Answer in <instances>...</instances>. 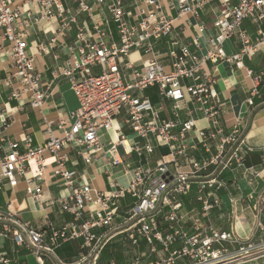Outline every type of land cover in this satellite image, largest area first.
Listing matches in <instances>:
<instances>
[{"label": "built area", "instance_id": "built-area-1", "mask_svg": "<svg viewBox=\"0 0 264 264\" xmlns=\"http://www.w3.org/2000/svg\"><path fill=\"white\" fill-rule=\"evenodd\" d=\"M97 1L99 6L104 2ZM108 1V10L117 26L121 44L108 46L104 42L106 32L94 22L93 8L79 0L80 11L87 13L94 22V35L98 40L91 39L84 29H79L77 50L70 53L66 66L52 72L54 80L65 77L69 81L79 102V108L69 114V122H59V134L52 129V124L47 123L45 143L35 145L30 135L16 141L5 135L9 128L7 123L0 126V190H17L23 184L26 194L36 204L45 210L58 208L72 216V223L57 228L48 215L43 219V228L34 229L10 210L9 203L6 208H0V240H12L17 253L28 250L36 264H98L104 248L123 234H128L135 248L141 247V240L144 242V252L139 253L131 264H142L151 257L154 259L148 264H213L253 251L255 245L252 241L243 242L232 233L220 231L203 221L219 204L207 191H218L222 187L219 177L232 169L234 163L238 167L245 166L241 152L246 144L242 123H237L228 135L220 127L218 115L222 102L216 89L217 79L208 69V63H235L242 68L243 59L251 58L264 46V32L253 43L242 29L246 19H252L256 24L264 21V0H235V4L232 0H220L222 8L213 23L216 34L208 38L205 53L202 54L201 37L207 28L201 25L199 36L193 41L195 51L184 46L168 52L170 71L154 52V42L169 36L176 22L166 13L163 0H140L146 8L137 6L132 24L128 21L130 14L124 8V0ZM212 1L215 0H177L178 19L198 17L199 11ZM30 4L41 9L39 16L27 8ZM54 10L61 18V35L78 23L75 16H64L63 0H0V54L3 52L13 62L6 72L5 84L12 89L11 98L19 100L28 94L31 106L40 111L51 94L42 90L34 58L27 55V30L43 20H50ZM234 35L239 36L242 50L228 56L224 45ZM54 42L40 44L38 53H46ZM132 50H142L148 58L142 71L135 74L134 82L126 84L118 63H122ZM94 68H100L101 73L95 74ZM247 73L252 75L250 70ZM185 81L190 84H184ZM254 81L256 86L252 92L257 95L261 78L255 77ZM151 87H157L162 98L175 104V120L164 119L160 109L155 108L148 98L134 97L131 93ZM249 104L253 105V101L249 100ZM189 105L193 106L189 116L201 112L212 129L200 128L193 118L179 121V111ZM123 112L127 115L125 124L135 137L146 140L144 146L131 143L122 134L116 141L103 143L100 132L112 131ZM175 130H179L178 134L174 133ZM217 137H220L217 153L209 160L198 163L187 155L190 138L210 153ZM151 138L159 146L168 148L172 158H187L189 171H182L175 160L160 161L155 168H136L126 188L114 182L111 190L100 192L89 185L79 184L78 173L67 167L68 148L75 151L87 166L100 159L112 167L124 166V157L136 154L143 158L153 154ZM48 158L53 160L52 163ZM205 172L210 173L207 178L199 180L197 195L203 217L182 214L181 198L191 192L192 182ZM48 179L63 182L70 194L46 201L43 189ZM126 194L135 203L125 217L119 218L118 204ZM189 223L193 232L187 227ZM74 240L82 241V252L77 261L68 263L57 255V250L62 244ZM254 260L256 258L240 264ZM0 264L28 263L0 252ZM110 264L116 263L111 261Z\"/></svg>", "mask_w": 264, "mask_h": 264}, {"label": "crops", "instance_id": "crops-1", "mask_svg": "<svg viewBox=\"0 0 264 264\" xmlns=\"http://www.w3.org/2000/svg\"><path fill=\"white\" fill-rule=\"evenodd\" d=\"M83 1L93 8L92 17L94 22L99 24L101 29L106 32L104 42L108 46L112 44L120 45L121 40L117 26L108 10L109 1L104 0L100 6L97 0ZM232 2L236 3L235 0H232ZM162 4L168 16L176 20L171 34L154 42V52L160 57L161 64L168 71L171 70L170 60L166 57L168 52L175 49L179 50L184 46H189L191 51H195L193 41L199 36L198 29L201 25L207 28L205 34L201 37V43L204 47L202 54L205 53L208 38L216 34L213 23L219 16L222 6L220 0H215L205 5L199 11L198 17L185 16L178 19L177 0H163ZM63 6L66 11L64 16H75L78 21L76 25H72L70 31L60 34L62 22L55 10L54 16L50 20H43L40 24L32 25L27 30V55L34 58L36 72L41 78L42 90L51 94L45 100L41 111L31 106L28 94L23 95L19 100L11 98L12 89L6 86L5 78L6 72L11 69L13 62L3 52L0 54V126L7 123L9 128L5 135L16 141H21L26 135H30L35 145L44 144L47 139L44 134L46 124H52V129L56 134H59V122H69V114L79 108L78 99L72 91L69 81L65 77L54 80L52 72L59 67L66 66L70 53L77 50L80 45L76 37L79 29H84L91 39L98 40V37L94 35V22L87 13L80 11L79 0H63ZM137 6L143 9L146 8V5L140 0H124V8L130 14L128 19L130 24L134 22ZM27 8L34 15L39 16L41 14V9L36 5L30 4ZM242 29L246 31L248 38L254 43L260 33L264 32V21L261 24H256L252 19H246L243 21ZM54 40L53 46L46 53H38L40 44L48 45ZM224 49L228 56L240 53L242 42L239 36L234 35L228 40L224 45ZM147 58L142 50H132L130 55L122 60V63H118L126 84L134 82L135 74L142 71L143 63ZM208 69L217 79L216 89L222 102L218 115L220 127L228 135L237 123H242L246 144L241 152L245 158V166L238 167L234 163L232 169L226 170L220 175L219 180L222 187L218 191H207V194L217 199L219 204L210 211L207 217L203 218V221L220 231L232 233L243 242L252 241L255 245L254 250H258L260 247H264V46L260 47L258 52L251 58H244L242 68L235 63L222 62L217 65L208 63ZM248 70L252 71L251 76L248 75ZM93 72L100 74L101 69L94 68ZM255 77L261 78L257 95H253L252 92L256 86ZM183 83L190 84V81ZM131 93L134 97L148 98L155 108L160 109L164 119L175 120V104L162 98L157 87L148 88L143 92L132 91ZM249 100L253 101V105L249 104ZM192 109L193 106L189 105L188 108L179 111V121L185 122L193 118L200 128L212 129L210 122L205 119L201 112H196L190 117L188 112ZM126 116V112H123L117 119L118 125L115 126L114 138H111V140H108L105 132H100L103 143L116 141L118 135L122 134L131 143L138 142L141 146L146 144V140L136 138L133 131L125 124ZM178 132L179 130H175L174 133L178 134ZM151 143L154 146L153 154L144 155L143 158L137 157L136 154L124 157L125 164L119 167L109 166L104 159L97 160L92 166H87L75 151L68 148L66 150L69 155L67 167L78 173L79 184L89 185L93 190L100 192L111 190V183L114 182L120 187L126 188L129 185L132 172L136 168L140 166L145 169L155 168L160 161L170 162L175 160L182 171H189L187 158L184 156L172 158L168 148L159 146L153 138H151ZM188 143L187 155L192 160L203 163L217 153L220 137L212 142L210 153L206 152L194 138H190ZM174 145H177V143H174ZM48 160L49 163L53 161L51 158H48ZM254 172L259 173L260 176L257 177ZM209 173L205 172L199 178H196L192 182L191 192L181 198L180 212L182 214L203 217L202 206L197 201L198 182L207 178ZM43 193L47 201L58 196L67 197L70 194V189L57 179H48ZM9 203H11L10 210L18 214L23 222L29 223L34 229H42L43 219L48 215L57 228L72 223V216L60 212L58 208L45 210V208L36 204L26 194L23 184L17 190L7 188L0 190V208H6ZM134 203V199L126 194L118 204V217H125ZM187 227L193 232L190 223L187 224ZM125 235L128 238L127 243L131 244L128 234ZM118 236H116L117 240L121 239L122 242V239H124L127 241L126 237ZM70 242L62 244L58 249L60 255H57L68 263H73L78 260L79 256L76 255ZM113 242L104 251H107L109 255L113 254L112 251L116 247L112 246ZM80 246H82V241ZM0 252L8 253L11 258H18L12 240L1 239ZM104 252L100 264H110L113 259L117 260L116 264H131L134 259V257L131 259L126 258L121 250L120 253L116 252L114 257L106 258L104 262ZM143 252L144 246L137 253ZM259 257L252 263L264 259V257ZM153 259L151 257L143 261L142 264H148Z\"/></svg>", "mask_w": 264, "mask_h": 264}, {"label": "rangeland", "instance_id": "rangeland-1", "mask_svg": "<svg viewBox=\"0 0 264 264\" xmlns=\"http://www.w3.org/2000/svg\"><path fill=\"white\" fill-rule=\"evenodd\" d=\"M225 50V49H224ZM168 71H170V70H168ZM118 125V120H116L115 121V126H117ZM103 132H105L106 134H107V138H108V140H111V138H114L113 137V131H111L112 132V134H111V132H106V131H103ZM107 140V141H108ZM135 201V200H134ZM117 230L118 229H115L114 230V232H117ZM122 236H124V237H126V235L125 234H123V235H120V237H122ZM118 238H119V236H118ZM127 238V237H126ZM114 240H116L115 242H113ZM113 242V247L114 246H116L115 248H114V250L112 251L113 252V254H110L109 255V253L106 251V252H104L108 247H109V245L111 244ZM128 242V238H127V241H125L124 239H122V242H121V239H118L117 240V237H115L105 248H104V250L102 251V253H101V256H100V261L98 262V264H100V262H101V260H102V255H103V252H104V262L106 261V258H112V257H114L115 256V253L117 252V253H120V251L122 250V253H123V255L126 257V258H128V259H131L132 257H136L137 255H139V253H137V252H140L142 249H143V246H144V242L141 240V247L140 248H135L133 245H131V244H128L127 243ZM72 245H73V248L75 249V252H76V255H78L79 256V254L82 252V249H81V240H74V241H71L70 242ZM117 243V244H116ZM235 248H238V247H235ZM111 252V253H112ZM57 254L58 255H60V250H57ZM18 257L20 258V261L21 262H23V261H25V262H27L28 264H36V262H35V259L31 256V254H30V252L28 251V250H23V251H21V252H19L18 254ZM109 255V256H108ZM68 261H69V259H68ZM112 261H117L116 259H113ZM249 264H264V259H262V261H258V262H255V263H249Z\"/></svg>", "mask_w": 264, "mask_h": 264}, {"label": "bare ground", "instance_id": "bare-ground-1", "mask_svg": "<svg viewBox=\"0 0 264 264\" xmlns=\"http://www.w3.org/2000/svg\"><path fill=\"white\" fill-rule=\"evenodd\" d=\"M115 129H116V127L112 131L114 132ZM111 134H112V132H111ZM113 137H114V135H113ZM126 146H127V143H126ZM263 255H264V247H262V248L260 247L258 250L247 251V252L242 253V254L227 257V258H224V259L219 260L217 262H214L213 264H240L244 261L251 260L253 258H257V257L263 256Z\"/></svg>", "mask_w": 264, "mask_h": 264}]
</instances>
